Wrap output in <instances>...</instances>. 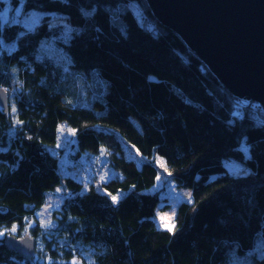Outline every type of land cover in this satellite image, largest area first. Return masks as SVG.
Segmentation results:
<instances>
[{
    "label": "trees",
    "instance_id": "trees-1",
    "mask_svg": "<svg viewBox=\"0 0 264 264\" xmlns=\"http://www.w3.org/2000/svg\"><path fill=\"white\" fill-rule=\"evenodd\" d=\"M9 1L20 17L43 14L3 24L0 0V87L11 90L9 119L0 112V229L17 225L20 237L48 191L63 184L71 194L53 210L54 225L30 228L35 260L1 238L0 264H264V107L234 97L144 0L139 17L135 0ZM90 71L105 84L79 106L67 97ZM63 122L75 129L74 158L109 163L105 192H82L62 175L52 148ZM157 157L192 192L173 230L156 222ZM232 159L247 171L231 172Z\"/></svg>",
    "mask_w": 264,
    "mask_h": 264
},
{
    "label": "water",
    "instance_id": "water-1",
    "mask_svg": "<svg viewBox=\"0 0 264 264\" xmlns=\"http://www.w3.org/2000/svg\"><path fill=\"white\" fill-rule=\"evenodd\" d=\"M159 22L175 31L239 99L264 107V0H147ZM11 92L0 87L8 120ZM6 247L31 260L36 239L4 237Z\"/></svg>",
    "mask_w": 264,
    "mask_h": 264
},
{
    "label": "rangeland",
    "instance_id": "rangeland-1",
    "mask_svg": "<svg viewBox=\"0 0 264 264\" xmlns=\"http://www.w3.org/2000/svg\"><path fill=\"white\" fill-rule=\"evenodd\" d=\"M130 7L134 11V14L139 17L141 8L140 2L133 1L130 3ZM30 12L31 13L28 18L27 16L20 17L21 6H19L15 11H12L10 1L6 0V4L1 11L2 23L5 24L15 20H22L23 23L26 24H29L32 21L34 23L38 20L40 15L43 14L42 11L35 9H32ZM56 22L65 23L62 19L55 20V23ZM66 31H71V27L66 25ZM6 45L10 48L13 47L12 44ZM81 76L82 77L79 78L77 77L78 79L76 78V81L79 87L78 92L81 91L82 93L79 94L76 91L75 85H73L71 87L72 91L67 98L71 101L74 100V103L79 106H90L92 100L99 94L100 88L105 83L101 77L97 75V71H90L89 73H84ZM239 104L241 105V103ZM237 113L239 114V112ZM57 139V144L52 148V151L58 157L59 170L61 171L62 175L74 176L83 185L82 192H86L91 185L97 187L99 191L105 192L101 187V181L107 178L111 172V167L109 166V163L106 162L105 157L101 155L102 158L98 159L96 155L82 154L80 158H74L76 151L74 148L75 129L67 125L65 122L59 124ZM241 148L246 154H249V147L244 140L242 141ZM127 149L129 156L134 157L138 161L141 160V156L134 148L127 147ZM156 163L159 167L160 173L158 184L154 190H159V195L163 198L157 207L155 216L156 222L161 229L173 230L175 227V215L177 208L182 201L192 202V192L189 188L177 186L176 182L168 173L162 158L157 157ZM227 165L229 170L236 175L244 174L247 171L245 165L235 159L229 160ZM70 194L71 193L67 190V188L64 187L63 184H59L53 191H48L46 193L44 205L38 208L35 213H33V215L27 217L26 223L21 231L22 236L31 233L30 228L36 224V220H38L44 226L54 225L55 222L53 218V210L59 206L63 198L69 196ZM122 196L123 193H119L113 196V200L117 201ZM17 230V225H14L11 229H0V239L4 238L6 235L18 233ZM262 253H264V247L259 251V254ZM88 258L91 260V262L95 261V257L92 253L88 254ZM35 259L36 252L31 260ZM243 264L252 263H250L248 260H245Z\"/></svg>",
    "mask_w": 264,
    "mask_h": 264
},
{
    "label": "bare ground",
    "instance_id": "bare-ground-1",
    "mask_svg": "<svg viewBox=\"0 0 264 264\" xmlns=\"http://www.w3.org/2000/svg\"><path fill=\"white\" fill-rule=\"evenodd\" d=\"M135 1H137V2H142V0H135ZM145 2H147V0H144ZM148 4V3H147ZM155 16V15H154ZM158 20V19H157ZM159 21V20H158ZM170 29V28H169ZM173 31V30H172ZM175 32V31H174ZM176 33V32H175ZM177 34V33H176ZM178 35V34H177ZM184 41V40H183ZM187 45V44H186ZM78 144H77V137L75 136V141H74V148L75 149H77V146ZM15 252V251H14ZM17 253V252H16ZM20 255V254H19ZM23 257V256H22ZM24 258V257H23ZM25 259V258H24ZM27 260V259H26Z\"/></svg>",
    "mask_w": 264,
    "mask_h": 264
}]
</instances>
